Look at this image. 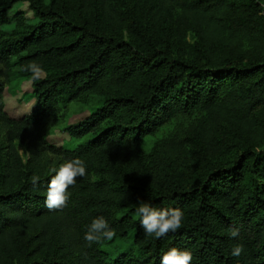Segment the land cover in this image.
<instances>
[{
    "label": "trees",
    "instance_id": "1",
    "mask_svg": "<svg viewBox=\"0 0 264 264\" xmlns=\"http://www.w3.org/2000/svg\"><path fill=\"white\" fill-rule=\"evenodd\" d=\"M25 81L34 107L12 117ZM76 105L91 111L67 124ZM77 157L86 175L49 209L51 170ZM141 201L180 208L181 228L147 235ZM99 216L115 236L89 246ZM172 247L264 264V0H0V264H160Z\"/></svg>",
    "mask_w": 264,
    "mask_h": 264
},
{
    "label": "clouds",
    "instance_id": "2",
    "mask_svg": "<svg viewBox=\"0 0 264 264\" xmlns=\"http://www.w3.org/2000/svg\"><path fill=\"white\" fill-rule=\"evenodd\" d=\"M22 71L30 73L33 81L41 79L44 73L43 67L35 61L22 67ZM51 171L54 175L49 180L45 204L49 209H56L67 204L71 195L68 190L76 184L77 177L86 175V164L81 158L77 157L64 160ZM39 180L40 177L37 175L31 177L33 186L38 185ZM136 214L146 234L149 236L154 235L157 239L166 236L169 232L180 229L184 217V213L180 208H157L147 201L139 203ZM230 234L233 238L238 237L239 229H231ZM114 236L115 230L110 227L103 216H99L93 219L84 238L91 246L92 243L99 242L102 239L112 240ZM243 250V245L237 244L232 250V255L239 257ZM192 259L193 255L190 250L172 247L162 255L160 264H192Z\"/></svg>",
    "mask_w": 264,
    "mask_h": 264
},
{
    "label": "rangeland",
    "instance_id": "3",
    "mask_svg": "<svg viewBox=\"0 0 264 264\" xmlns=\"http://www.w3.org/2000/svg\"><path fill=\"white\" fill-rule=\"evenodd\" d=\"M5 103V111L12 117L19 118L30 112L35 104L31 82L25 81L19 85L11 86V88L10 86L7 87L5 91ZM79 107L76 105L70 109L71 115L67 124H74L89 115L91 110H81ZM62 128L57 127L51 132L49 136L50 143L60 147H72L71 142H68L69 135ZM21 153H23L22 148ZM24 158L26 159L25 156Z\"/></svg>",
    "mask_w": 264,
    "mask_h": 264
}]
</instances>
